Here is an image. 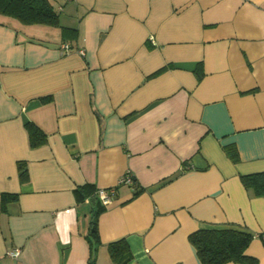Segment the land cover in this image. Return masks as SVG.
<instances>
[{
  "label": "crops",
  "instance_id": "0c3cea01",
  "mask_svg": "<svg viewBox=\"0 0 264 264\" xmlns=\"http://www.w3.org/2000/svg\"><path fill=\"white\" fill-rule=\"evenodd\" d=\"M50 3L56 26L0 14V264H88L86 185L111 197L94 264L118 241L126 264H201L188 236L229 224L264 264V198L240 180L264 172V0Z\"/></svg>",
  "mask_w": 264,
  "mask_h": 264
},
{
  "label": "trees",
  "instance_id": "16d2710c",
  "mask_svg": "<svg viewBox=\"0 0 264 264\" xmlns=\"http://www.w3.org/2000/svg\"><path fill=\"white\" fill-rule=\"evenodd\" d=\"M0 14L14 18L23 24L51 26L58 24L57 14L53 10L50 0H0ZM62 31L66 32L65 30ZM26 128L29 133V145L36 147L42 144L44 139L38 135L37 129L31 124H27ZM225 151L232 162H238V153L234 147L227 146ZM17 168L20 180L22 182L26 181L27 169L25 163L18 162ZM240 180L247 192L255 197L264 198V172L242 175ZM97 191L89 185L77 188L75 191L77 197L90 196L95 198L97 202L96 207L91 212L87 236L91 251L88 264H94L95 262L93 253L99 246L97 221L100 213L105 209L97 195ZM138 193L139 191H135L134 195ZM14 197L3 194L1 201L4 203V201ZM253 238L254 235L247 229L230 224L200 229L188 236L189 243L194 247L201 264H258L256 258L245 253ZM108 253L115 264H126L130 260L129 249L123 241L108 245Z\"/></svg>",
  "mask_w": 264,
  "mask_h": 264
},
{
  "label": "built area",
  "instance_id": "2783aa9c",
  "mask_svg": "<svg viewBox=\"0 0 264 264\" xmlns=\"http://www.w3.org/2000/svg\"><path fill=\"white\" fill-rule=\"evenodd\" d=\"M69 45H64L63 49H68ZM80 54H83L82 51L79 52ZM120 185H127V186H133L134 181L133 178L130 175H125L121 179H119L118 183ZM97 195L102 203L103 206H108L111 200L110 193L106 190H98ZM21 254L20 249H13L10 250L7 255L12 259H18Z\"/></svg>",
  "mask_w": 264,
  "mask_h": 264
}]
</instances>
